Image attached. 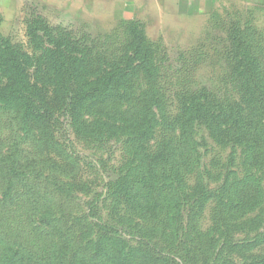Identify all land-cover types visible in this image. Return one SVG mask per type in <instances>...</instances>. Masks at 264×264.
I'll list each match as a JSON object with an SVG mask.
<instances>
[{
  "label": "rangeland",
  "instance_id": "374dc122",
  "mask_svg": "<svg viewBox=\"0 0 264 264\" xmlns=\"http://www.w3.org/2000/svg\"><path fill=\"white\" fill-rule=\"evenodd\" d=\"M46 7L0 14V264H264V0Z\"/></svg>",
  "mask_w": 264,
  "mask_h": 264
},
{
  "label": "crops",
  "instance_id": "0c3cea01",
  "mask_svg": "<svg viewBox=\"0 0 264 264\" xmlns=\"http://www.w3.org/2000/svg\"><path fill=\"white\" fill-rule=\"evenodd\" d=\"M66 14H214L209 5L216 0H31ZM24 0H0V14ZM44 5H46L44 7ZM22 9V8H21ZM42 14V13H37Z\"/></svg>",
  "mask_w": 264,
  "mask_h": 264
},
{
  "label": "trees",
  "instance_id": "16d2710c",
  "mask_svg": "<svg viewBox=\"0 0 264 264\" xmlns=\"http://www.w3.org/2000/svg\"><path fill=\"white\" fill-rule=\"evenodd\" d=\"M33 117L36 118V119H44L45 115L43 113H39L38 112V113H35ZM12 172H14V171L12 170ZM14 174H15V172H14ZM43 202L45 203V201H43ZM50 217H53V216H50Z\"/></svg>",
  "mask_w": 264,
  "mask_h": 264
}]
</instances>
